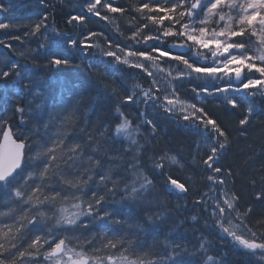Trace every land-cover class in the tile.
Masks as SVG:
<instances>
[{"label": "snow or ice", "instance_id": "obj_1", "mask_svg": "<svg viewBox=\"0 0 264 264\" xmlns=\"http://www.w3.org/2000/svg\"><path fill=\"white\" fill-rule=\"evenodd\" d=\"M39 3L0 22V264H264V0Z\"/></svg>", "mask_w": 264, "mask_h": 264}, {"label": "bare ground", "instance_id": "obj_2", "mask_svg": "<svg viewBox=\"0 0 264 264\" xmlns=\"http://www.w3.org/2000/svg\"><path fill=\"white\" fill-rule=\"evenodd\" d=\"M4 2H5V6L6 5H9V4H13V5H17V3H26V2H28V0H4ZM41 6V5H40ZM40 14H42V6L41 7H38V6H35L34 8H30V9H28L26 12H25V14H23L21 17H15L14 18V16L13 15H8V16H6V15H4L3 13H0V22H4V21H11L12 23H14V24H20V25H23L24 23H26L29 19H35L38 15H40ZM23 30V29H22ZM0 34H2V33H0ZM10 34H19V33H16V32H10ZM5 52H7V50L6 49H4V48H0V54H3V53H5ZM10 54V53H9ZM13 58H15V57H13ZM73 61H74V59H73ZM43 61L41 60L40 61V63H42ZM98 62V60H97V58H87V60H85L84 61V63L85 64H88V63H97ZM43 64V63H42ZM30 69L32 70V68L30 67ZM34 70H36V71H34ZM33 71L35 72V73H37V74H40V75H42V74H50L51 72H49V71H47V70H45V69H43V68H40V69H34ZM67 70V72L69 71V70H74V69H66ZM68 75L70 76V77H67V78H70L71 80H74V82L77 84V83H79L82 79H84V77L82 76V75H78V74H69L68 73ZM74 76H76V79L74 78ZM95 82V78L93 79V80H91V81H89V80H84V83H85V85H87V86H90L92 83H94ZM214 103L213 104H210L209 105V109L211 110V111H218V109L217 108H215L214 106ZM4 102H3V99L2 98H0V110H2L3 108H4ZM234 134V133H233ZM167 137L168 138H170V142L171 143H173V144H176L177 146H179V145H181V144H183V145H185V146H187L188 144H190V143H188V142H186V143H184V141L183 140H180L179 138H175V131H169L168 133H167ZM251 138H252V136L250 135V137H249V139L247 140V145H246V143H245V141L244 140H241V139H236V140H240V142L241 143H243V146H241V145H239L238 143H237V141L235 140L234 141V144L235 145H239V146H236V147H232V149H233V151H234V149H235V153H234V155H232L233 156V158H235V159H237V160H243L245 157L244 156H242L241 155V152L243 151V152H246V153H248V154H250V151L251 150H254V149H252L251 148V146H255L256 147V150L255 151H258L259 149H260V147H261V145L259 144V143H257V144H255V142H253V140L254 139H252L251 140ZM171 206V205H170ZM155 211V210H154ZM186 227H187V225H186ZM181 231H183V230H181ZM184 235L186 236V237H188V238H191V234L190 233H184ZM217 243L219 244L220 243V241H217ZM224 250H227L226 248L224 249ZM240 257H242L241 255H240V253H236V254H230L229 255V258H228V262H229V264H234V263H236L237 262V260L240 258ZM241 262V261H240ZM239 262V260H238V263H236V264H241Z\"/></svg>", "mask_w": 264, "mask_h": 264}, {"label": "rangeland", "instance_id": "obj_3", "mask_svg": "<svg viewBox=\"0 0 264 264\" xmlns=\"http://www.w3.org/2000/svg\"><path fill=\"white\" fill-rule=\"evenodd\" d=\"M35 6L41 7L40 6V3H39V0H28V2H26V3L25 2L23 4L22 3H17V5L9 4V5H6V7H11L12 11L11 12H5L3 14L6 15V16L13 15L14 18L15 17H18V16L21 17L23 14H25V12L28 9L34 8ZM100 27H101V25L99 23H97L96 25H94V30H97L98 31L100 29ZM73 59H74V63L75 62H78L77 61V58L75 56L73 57ZM85 60H87V58ZM33 70H34V68H32V70L29 68V70L27 72V75L32 76V77H45V78H47L49 80V83H48V97H49V102L50 103L52 102V100L54 98H57L58 97L59 92H57V90L60 91V88H66V85L64 84V82L66 81V78L67 77H70L68 75V73L69 74H73V75L74 74H78L75 70H69L68 72H67V70H63V71H60V72H51L49 75L48 74H42V75H40V74H37V73L34 72L36 70H34V71ZM78 75H80V74H78ZM71 86H73V84ZM8 87H9L8 88V91H9V93L11 95H14V94L15 95H18L15 92V88L13 86H11V82L10 81L8 83ZM54 89H55V92L56 93L53 95ZM10 90H11V92H10ZM213 103L215 104L217 102H213ZM48 109L51 110L50 107H48ZM233 135L235 136L236 134L234 133ZM250 135L252 136V135H254V133L253 132H250L249 137H250ZM175 138H179L180 140H183L184 143H186V142L191 143V140L193 139V138H186L182 133L177 132V131H175ZM252 139H254L253 142H255V144L259 143L261 145V140L260 141H256L254 137H252L251 140ZM236 141H237V143L239 145H241L240 144L241 143L240 140H236ZM244 141H245V143L247 142V140H244ZM246 145H247V143H246ZM233 146H235L234 143H233L232 147ZM251 148L254 149V150H256V147L255 146H251ZM232 150L233 149H231V151ZM238 260L241 261L240 262L241 264H245V261L247 260V258L242 256ZM238 260H237L236 263H238ZM236 263H234V264H236Z\"/></svg>", "mask_w": 264, "mask_h": 264}, {"label": "trees", "instance_id": "obj_4", "mask_svg": "<svg viewBox=\"0 0 264 264\" xmlns=\"http://www.w3.org/2000/svg\"><path fill=\"white\" fill-rule=\"evenodd\" d=\"M74 78L76 79V76H74ZM64 84L66 85V88L67 89H71L72 88V84H75V82H74V80H71L70 78H66V81L64 82ZM5 87H7V88H9L8 87V84L7 85H5ZM60 90H61V88H60ZM74 90V89H73ZM10 92H11V90H10ZM57 92H59V94H60V91H58L57 90ZM56 92H55V89H54V91H53V95L55 94ZM9 95L11 96V94L9 93ZM47 111H49V109H48V107L46 106V109H45V112H47ZM253 133H254V135H252V137H254L255 138V140L256 141H260L261 140V138L259 137V129L258 128H256V129H254L253 131H252ZM241 144V146H243V143H240ZM236 146H239V145H235L234 147H236ZM231 153H232V155H234V153H235V149H234V151L232 150L231 151ZM233 157V156H232ZM239 262H240V260H239Z\"/></svg>", "mask_w": 264, "mask_h": 264}]
</instances>
